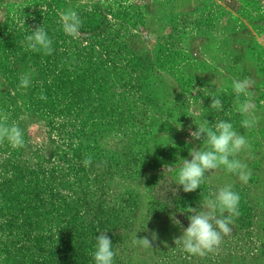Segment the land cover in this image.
<instances>
[{
	"label": "rangeland",
	"instance_id": "1",
	"mask_svg": "<svg viewBox=\"0 0 264 264\" xmlns=\"http://www.w3.org/2000/svg\"><path fill=\"white\" fill-rule=\"evenodd\" d=\"M232 2L225 38L188 33L192 15L185 24L179 15L188 0L177 9L127 7L121 18L101 4L14 14L0 46V112L23 131L24 146L0 143V264H94L99 232L112 240L114 264H264V0ZM206 6L215 12L214 0ZM68 9L82 20L78 38L62 30L59 13ZM41 25L51 55L25 47ZM246 78L258 118L251 129L241 126L231 87ZM212 96L221 111L210 108ZM204 119L230 122L247 139L236 157L251 173L247 183L220 168L193 192L177 185L182 159L203 146L189 132ZM227 184L240 196L231 233L213 252L183 251L173 241L189 224L188 208ZM153 231V247L133 244V233Z\"/></svg>",
	"mask_w": 264,
	"mask_h": 264
},
{
	"label": "clouds",
	"instance_id": "2",
	"mask_svg": "<svg viewBox=\"0 0 264 264\" xmlns=\"http://www.w3.org/2000/svg\"><path fill=\"white\" fill-rule=\"evenodd\" d=\"M59 18L62 30L66 35L73 38L81 36L82 20L75 10L62 11L59 13ZM25 41V47L33 52H43L45 55H51L53 52V41L42 25L31 30V33L26 35ZM253 83L254 81L250 78H246L243 80L233 79L231 84L235 93V109L245 117L241 121V126L248 129L255 127L258 122L252 102L253 94L249 91ZM29 85L30 74L21 76L20 87L27 88ZM40 99L46 100V96L42 94ZM210 108L221 111V100L212 96ZM7 121L8 115L0 112V143L7 140L14 148L23 147V131L15 122L9 125ZM189 135L192 140H203V146L193 147L189 151L191 159H182V164L176 172L177 185L182 186L185 193L200 188L206 174L220 168L236 174L240 181L247 183L251 173L247 169V165L236 157L249 147V144L244 136L235 131L232 123L221 120L209 124L204 119L195 131L190 130ZM84 163L85 166L91 165V157H87ZM165 168L168 172L175 171L174 166L165 165L164 171ZM239 202L240 196L232 190L230 184L219 187L204 199L200 209L188 208L189 224L183 229L182 235L174 238L173 243L182 246L183 251L192 255H205L218 249L223 237L231 233L230 225L234 223V218H238L240 215ZM176 224L179 225L180 221L176 220ZM99 233V236L95 238L94 251L91 252L94 264H114L116 253L113 250L112 240L106 234L107 232ZM157 239L158 233L155 231L151 233V238L148 236L138 238L137 234H132L133 244L145 249L153 247V243Z\"/></svg>",
	"mask_w": 264,
	"mask_h": 264
},
{
	"label": "crops",
	"instance_id": "3",
	"mask_svg": "<svg viewBox=\"0 0 264 264\" xmlns=\"http://www.w3.org/2000/svg\"><path fill=\"white\" fill-rule=\"evenodd\" d=\"M181 0H0V46L5 36L11 31L14 14L32 7H46L48 4H83L94 10L97 4H101L108 16L118 13L117 18H121V11L127 7H133L136 11H147L149 5L159 4L167 9L179 7ZM190 8L188 11L182 10L179 15L180 20L185 24V15H192L193 19L189 26L188 33L198 35H221L223 38L231 34L230 23L235 17L237 9L232 0H214L215 12L212 14L206 3L208 0H188ZM117 7V8H116ZM115 8L117 12H115ZM111 12V13H110ZM113 18L114 16L111 15ZM139 20V19H138ZM224 24V25H223ZM229 24V26H228ZM153 32V31H150ZM187 31H185L186 33Z\"/></svg>",
	"mask_w": 264,
	"mask_h": 264
}]
</instances>
